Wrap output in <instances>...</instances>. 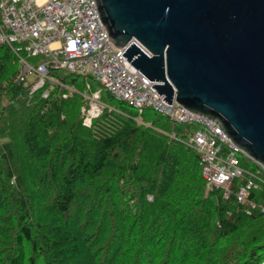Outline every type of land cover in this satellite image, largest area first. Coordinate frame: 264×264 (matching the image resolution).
<instances>
[{"label":"trees","instance_id":"16d2710c","mask_svg":"<svg viewBox=\"0 0 264 264\" xmlns=\"http://www.w3.org/2000/svg\"><path fill=\"white\" fill-rule=\"evenodd\" d=\"M19 73L0 43V264L263 263L264 214L235 196L248 176L228 196L207 191L199 154L180 141L196 124L137 116L107 93L87 127L85 77L50 71L65 85L31 92ZM247 198L264 206V187Z\"/></svg>","mask_w":264,"mask_h":264},{"label":"water","instance_id":"95a60500","mask_svg":"<svg viewBox=\"0 0 264 264\" xmlns=\"http://www.w3.org/2000/svg\"><path fill=\"white\" fill-rule=\"evenodd\" d=\"M108 44L264 169V0H94ZM138 41L149 54L132 40Z\"/></svg>","mask_w":264,"mask_h":264},{"label":"built area","instance_id":"2783aa9c","mask_svg":"<svg viewBox=\"0 0 264 264\" xmlns=\"http://www.w3.org/2000/svg\"><path fill=\"white\" fill-rule=\"evenodd\" d=\"M132 42L149 54L138 41ZM0 43L16 54L19 81L30 82L31 92L46 81L65 85L49 75L65 70L94 79L114 98L139 111L151 110L173 123L196 124L198 128L180 141L199 154L206 190L220 188L228 196L232 180L247 175V183L239 186L235 196L264 214L263 205L247 198L250 187H264V169L260 165L262 170L242 167L240 158L245 154L213 120L175 101L169 104L152 86L154 82L126 61V47L115 51L107 42L94 0H0ZM90 88L86 82V89ZM82 94L87 101L82 108L83 124L89 127L105 103L100 90ZM47 95L46 90L42 96ZM171 137L176 138L174 133Z\"/></svg>","mask_w":264,"mask_h":264},{"label":"rangeland","instance_id":"374dc122","mask_svg":"<svg viewBox=\"0 0 264 264\" xmlns=\"http://www.w3.org/2000/svg\"><path fill=\"white\" fill-rule=\"evenodd\" d=\"M16 55V54H15ZM58 73L63 76V75H66V74H70L69 72L65 71V70H59ZM72 76L76 77V74H72ZM80 79L82 77H79ZM86 81L90 83L91 85V88L90 89H86V91L89 93L91 91H95V90H100L101 91V96H106L107 95V92L102 88V86L97 82L95 81L94 79L88 77L86 78ZM101 100L103 101L102 97H101ZM173 101L174 98H173ZM104 102V101H103ZM176 102V101H175ZM177 103V102H176ZM133 110L136 112L137 111V116H138V113L140 112L138 109L135 110V108H133ZM155 113L151 110H145V113H144V116L147 117V118H151L152 116H154ZM171 136V135H170ZM258 168H255L254 170H256ZM264 264V261L263 263Z\"/></svg>","mask_w":264,"mask_h":264},{"label":"bare ground","instance_id":"6f19581e","mask_svg":"<svg viewBox=\"0 0 264 264\" xmlns=\"http://www.w3.org/2000/svg\"><path fill=\"white\" fill-rule=\"evenodd\" d=\"M145 49V48H144ZM146 50V49H145Z\"/></svg>","mask_w":264,"mask_h":264}]
</instances>
